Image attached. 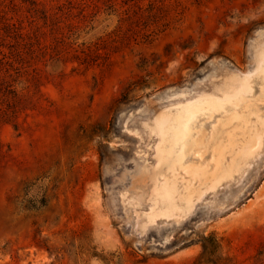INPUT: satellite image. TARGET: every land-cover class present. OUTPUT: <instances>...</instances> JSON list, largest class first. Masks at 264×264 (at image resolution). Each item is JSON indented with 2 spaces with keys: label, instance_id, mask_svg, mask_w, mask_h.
I'll list each match as a JSON object with an SVG mask.
<instances>
[{
  "label": "rangeland",
  "instance_id": "374dc122",
  "mask_svg": "<svg viewBox=\"0 0 264 264\" xmlns=\"http://www.w3.org/2000/svg\"><path fill=\"white\" fill-rule=\"evenodd\" d=\"M0 264H264V0H0Z\"/></svg>",
  "mask_w": 264,
  "mask_h": 264
},
{
  "label": "bare ground",
  "instance_id": "6f19581e",
  "mask_svg": "<svg viewBox=\"0 0 264 264\" xmlns=\"http://www.w3.org/2000/svg\"><path fill=\"white\" fill-rule=\"evenodd\" d=\"M188 120L189 119H185V121L181 124V127H180V131H179V133H178V135H175V137L173 138V142H172V144H173V146L175 147H177L178 146V144H179V142H180V140H182V138H183V131L185 130V126L187 125V123H188ZM190 132V131H189ZM186 133V132H185ZM193 138H194V136H193ZM198 138H201V136H198L197 135V139ZM186 139V138H185ZM183 140H184V138H183ZM201 141V140H200ZM185 142V141H184ZM182 143V142H181ZM187 143V142H186ZM195 143L197 144L198 143V141L197 140H195ZM188 144V143H187ZM189 144H191L192 145V141L189 143ZM202 144V143H201ZM181 145V144H180ZM186 145V144H185ZM190 145H188V147H189ZM185 147V146H184ZM190 149V148H189ZM181 151V150H180Z\"/></svg>",
  "mask_w": 264,
  "mask_h": 264
}]
</instances>
